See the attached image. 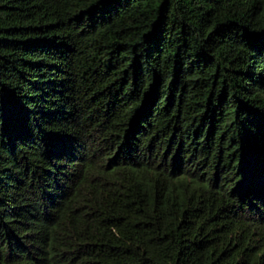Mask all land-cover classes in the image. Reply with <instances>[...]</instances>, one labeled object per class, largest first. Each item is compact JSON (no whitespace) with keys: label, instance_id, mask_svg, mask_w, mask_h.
<instances>
[{"label":"trees","instance_id":"trees-1","mask_svg":"<svg viewBox=\"0 0 264 264\" xmlns=\"http://www.w3.org/2000/svg\"><path fill=\"white\" fill-rule=\"evenodd\" d=\"M0 264H264V0H0Z\"/></svg>","mask_w":264,"mask_h":264}]
</instances>
